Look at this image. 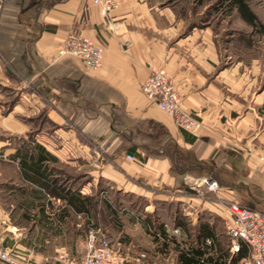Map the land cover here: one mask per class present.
I'll return each mask as SVG.
<instances>
[{"label": "crops", "instance_id": "crops-1", "mask_svg": "<svg viewBox=\"0 0 264 264\" xmlns=\"http://www.w3.org/2000/svg\"><path fill=\"white\" fill-rule=\"evenodd\" d=\"M109 22L116 23L113 31ZM68 32L102 46L98 68L89 69L79 58L59 52ZM230 57L220 36L202 26L198 16L177 14L169 0H123L107 15L93 0H4L0 16L4 244L35 249L60 227L52 217L40 222L37 218L46 212L28 204V193L38 187L13 159L19 147L13 136L29 148L32 141L43 146L56 159L48 163L55 177L70 183L77 174L96 172L118 191L194 215L196 224L206 212L228 217L215 196L202 199L191 190L190 181L197 175H211L219 182L217 196L264 213V96L254 95L253 76L254 71L264 73L263 54L255 64L233 63ZM156 67L167 71L183 106L202 120L194 134L178 128L141 91L150 69ZM92 156L95 163L89 161ZM62 166L69 172L61 175Z\"/></svg>", "mask_w": 264, "mask_h": 264}, {"label": "rangeland", "instance_id": "rangeland-1", "mask_svg": "<svg viewBox=\"0 0 264 264\" xmlns=\"http://www.w3.org/2000/svg\"><path fill=\"white\" fill-rule=\"evenodd\" d=\"M169 1L172 2L173 9L177 14L198 16L202 26H209L216 35L220 36L222 48L231 56L229 60L233 63L239 60L243 63L250 61L255 64L256 60H260L263 54V38L255 34L251 36L252 44H249L243 35L249 34L250 28L235 11H228L216 0ZM246 1L258 18L264 22V0ZM232 62L230 65L233 64ZM253 76L257 83L254 95L261 92L264 96V73H260L259 70L254 71ZM12 141L14 145L21 144V138L16 136H13ZM89 161L95 163L94 157L92 156ZM61 172L62 175L69 170L62 166ZM77 175L76 180H71L70 183L68 179H64V181L67 186L78 188L83 194L93 196L95 201L93 218L88 219L84 215L71 213V219L66 221L63 228L55 230L54 235L49 236L45 245L35 249H27L19 245L12 249V258L21 264H26V262L57 264L56 257L62 251L71 256L80 257L86 252L84 238L88 230L93 229L99 230L106 237L112 249L123 258L132 259L143 254L145 264H178L176 244L185 246L188 239L195 238L197 225L194 223V215L184 216L178 207L173 209L169 206L165 210L163 203H152L146 198L118 191L115 186L98 177L96 172L93 175L82 173ZM203 176L211 175H197L193 178ZM53 203L58 206L60 201L53 200ZM154 203L157 205V209L154 208ZM149 205H153V208ZM111 208L114 213H111ZM210 214L213 213L206 212L202 218L199 217L198 222L204 219L211 221L221 248L226 250L228 241L224 219L221 217L223 215ZM183 218L189 222L187 227L189 232L185 228L175 225L176 221ZM161 224L167 237L170 238L169 244L163 249L160 247L162 239L160 237L156 239L157 236L152 233L160 231ZM26 231L27 227L24 232ZM31 235L35 236V234ZM209 242L206 241V243Z\"/></svg>", "mask_w": 264, "mask_h": 264}, {"label": "built area", "instance_id": "built-area-1", "mask_svg": "<svg viewBox=\"0 0 264 264\" xmlns=\"http://www.w3.org/2000/svg\"><path fill=\"white\" fill-rule=\"evenodd\" d=\"M0 0V16L3 7ZM123 0H93L103 15L117 8ZM115 22H109L110 31L115 28ZM103 48L89 38L74 32H68L63 39L59 52L71 54L79 58L89 69L98 68L101 64ZM141 91L150 100L156 102L158 108L170 115L176 126L194 134L203 125L202 120L188 111L182 104V96L177 91L172 77L163 67L151 68L149 75L141 84ZM133 160L132 154L125 155ZM191 190L199 198L215 196L216 202L227 212L224 220L225 233L228 237V251L236 253L241 244H245L248 255L235 264H264V213L241 204L238 200L217 196L221 186L211 176L192 178L189 184ZM209 242L208 239H206ZM86 252L80 257H74L62 251L56 257L57 264H145L144 255L132 259L119 256L109 245L106 237L99 230L89 229L84 238ZM13 248L4 244L0 235V261L6 264H21L11 257ZM26 264H34L26 262Z\"/></svg>", "mask_w": 264, "mask_h": 264}, {"label": "trees", "instance_id": "trees-1", "mask_svg": "<svg viewBox=\"0 0 264 264\" xmlns=\"http://www.w3.org/2000/svg\"><path fill=\"white\" fill-rule=\"evenodd\" d=\"M216 1L221 3L222 7L225 6L228 11H235L238 17L249 26V34L243 35L249 44H252L251 36L255 34L264 40V22L253 12L246 0ZM262 67L264 69V45ZM30 145H32L31 148L26 143L20 144L13 154V159L18 161L23 176L36 183L38 187L28 193L31 199L28 204L38 205L39 211L46 212L44 216H39L37 219L42 223L49 222V217L56 219L60 223V227L55 228L58 230L63 228L68 219H71V213L84 215L88 219L93 218L95 204L93 196L83 194L78 188L67 186L62 176L60 178L53 176V169L48 167V163L56 161V159L40 144L32 141ZM23 167H25L24 170ZM34 200H37V203H34ZM53 200L60 201V204L55 206ZM111 210V213H114L112 208ZM26 219L31 218L26 217ZM188 223L183 218L176 221L175 225L176 227H183L189 232ZM196 225L197 230L194 239H188L189 241L185 246L176 244V261L178 264H235L248 255L247 247L243 243L234 254H230L228 251V242L226 250L221 248L215 235L214 226L208 219L201 220ZM159 230L152 233L157 236L156 239L159 237L162 239L160 247L163 249L169 244L170 238L167 237L162 224ZM206 239L210 242L206 243Z\"/></svg>", "mask_w": 264, "mask_h": 264}]
</instances>
